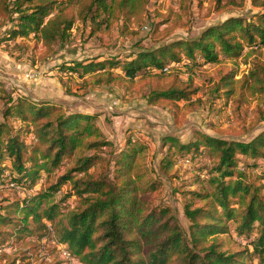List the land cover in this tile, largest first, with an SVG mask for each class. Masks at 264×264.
<instances>
[{
    "label": "trees",
    "instance_id": "1",
    "mask_svg": "<svg viewBox=\"0 0 264 264\" xmlns=\"http://www.w3.org/2000/svg\"><path fill=\"white\" fill-rule=\"evenodd\" d=\"M248 1L256 12L246 18L229 14L197 38L175 37L179 23L167 26L170 13L149 24L150 47L125 58L105 55L57 69L77 74L84 86L128 91L143 86L149 105L177 114L180 102L189 103L199 87L191 74L182 78L176 65L196 66L201 57L219 69L213 83L217 99L240 109L264 99V0H210L217 12L243 9ZM149 4L0 0V29L11 24L7 39L22 41L16 49L35 50L40 44L48 57L56 45L66 46L76 27L90 23L108 29L120 23L129 31L145 23ZM181 8L187 13L190 1L181 0ZM32 35L34 45L28 42ZM239 60L247 67L241 75ZM5 94L0 83V183L9 179L27 195L0 200V264H31L49 241L79 264H264V167L258 164L264 159V129L247 141L202 132L188 142L165 138L168 150L159 165L165 175L174 172L180 155H192L197 164L210 159L203 167L209 168L207 179L197 180L200 189L181 193L190 199L184 203V228L169 207L155 205L163 183L144 161L146 146L133 136L107 153L114 143L105 138L96 114ZM233 233L242 241L238 249L228 246L226 237Z\"/></svg>",
    "mask_w": 264,
    "mask_h": 264
},
{
    "label": "rangeland",
    "instance_id": "2",
    "mask_svg": "<svg viewBox=\"0 0 264 264\" xmlns=\"http://www.w3.org/2000/svg\"><path fill=\"white\" fill-rule=\"evenodd\" d=\"M189 1L190 9L185 13L181 8V0H150L145 23L134 25L129 31L123 30L120 23L108 29L105 24L98 29L90 23L76 27L66 46L56 45L54 53L48 57L44 56L40 44L35 50L24 52L16 49L14 46L22 41L19 38L12 41L7 39L11 24L0 29V83L6 92L5 96L23 95L36 101L58 103L66 109L96 114L97 124L105 138L114 143V147L107 149V153L113 148H122L128 138L133 136L136 144L146 146L144 161L153 176L163 183L161 195L157 197L155 205L169 207L171 215L184 228L188 226L184 203L190 199L181 193L200 189L197 180L207 179L209 168L203 167L206 163L210 164V159L205 157L197 164V160L191 159L192 155H180L176 158L174 172L165 175L159 168L168 150V146L164 144L165 138L177 137L188 142L196 132H202L214 137L247 141L264 129V99H252L240 109H236L231 102L217 99L213 83L218 79L219 69L213 64L205 63L201 57L197 58L196 66L186 61L176 65L182 78L187 79L191 74L199 87V93L189 103L180 102L181 111L177 114L164 106L149 105L146 100L148 90L143 86L130 91L112 86H84L83 79L77 74L60 72L57 66L105 55L125 58L141 48L150 47L153 40L150 32L148 33L149 29L145 30L143 27L154 22H163L170 13L167 26L179 23L174 36L194 39L203 29L225 20L229 14L246 18L257 10L252 8L250 1L243 9L230 12L215 11L210 0H204L202 5L198 0ZM55 13L56 11L50 17ZM103 18L102 16L100 20ZM36 41L33 35L28 39L33 45ZM247 51L248 49L244 52ZM221 58L226 57L221 55ZM240 61L237 63H240L238 69L241 75L246 72L247 67ZM230 66L233 67V63ZM188 104L192 106L187 108ZM10 123L19 125L16 119H12ZM245 162L248 161L243 158L242 163ZM258 164L264 167V159L259 160ZM241 170H244V165ZM246 172L251 173V170ZM45 178L46 174H43L36 189ZM4 182V185L0 183V200L27 195L25 189L15 186L9 179ZM226 238L231 249H238L242 242L235 233L227 235ZM61 253L56 244L49 241L42 249L39 259L34 258L31 264H64ZM42 256L45 257V263L41 261ZM253 263L256 264V261Z\"/></svg>",
    "mask_w": 264,
    "mask_h": 264
},
{
    "label": "built area",
    "instance_id": "3",
    "mask_svg": "<svg viewBox=\"0 0 264 264\" xmlns=\"http://www.w3.org/2000/svg\"><path fill=\"white\" fill-rule=\"evenodd\" d=\"M143 28H145V30L149 29V26H144ZM167 70V69H166ZM58 249H60L62 251V257L64 258V261L67 264H79L72 256L71 254L65 250L63 247H58ZM6 251V250H5ZM2 252V250H0V253ZM77 262V263H76Z\"/></svg>",
    "mask_w": 264,
    "mask_h": 264
}]
</instances>
